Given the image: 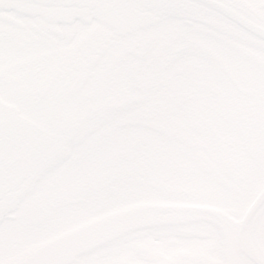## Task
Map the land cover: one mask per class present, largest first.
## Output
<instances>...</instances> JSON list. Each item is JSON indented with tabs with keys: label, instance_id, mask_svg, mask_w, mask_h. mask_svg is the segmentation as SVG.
<instances>
[{
	"label": "snow or ice",
	"instance_id": "6c2138e0",
	"mask_svg": "<svg viewBox=\"0 0 264 264\" xmlns=\"http://www.w3.org/2000/svg\"><path fill=\"white\" fill-rule=\"evenodd\" d=\"M0 264H264V0H0Z\"/></svg>",
	"mask_w": 264,
	"mask_h": 264
}]
</instances>
